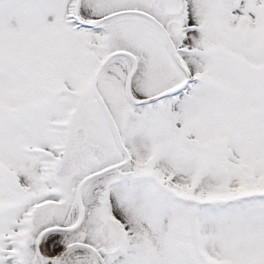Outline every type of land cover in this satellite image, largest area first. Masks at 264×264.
<instances>
[{"label":"snow or ice","instance_id":"snow-or-ice-1","mask_svg":"<svg viewBox=\"0 0 264 264\" xmlns=\"http://www.w3.org/2000/svg\"><path fill=\"white\" fill-rule=\"evenodd\" d=\"M0 264H264V0H0Z\"/></svg>","mask_w":264,"mask_h":264}]
</instances>
